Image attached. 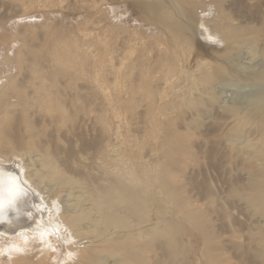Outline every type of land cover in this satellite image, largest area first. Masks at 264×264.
<instances>
[{"label":"rangeland","instance_id":"1","mask_svg":"<svg viewBox=\"0 0 264 264\" xmlns=\"http://www.w3.org/2000/svg\"><path fill=\"white\" fill-rule=\"evenodd\" d=\"M215 1L0 0V24L5 22L11 28L10 34L18 29L21 36L25 35L27 41L20 37L19 43L27 62L32 60L44 70H48L56 51L64 52L82 67L85 93L102 98V131L93 130L88 121L78 124L74 135L67 134L75 151L71 167H83L84 178L98 176L103 169H112L109 161L115 157L120 180L135 188L133 211L146 207L147 220L133 226L132 235L146 229L161 233V240L170 241L162 251L172 254L175 264H207L206 249L213 243L224 246L223 253L229 258L228 263L218 264H264V207L253 205L249 199L254 194L252 181L264 174V124H257L264 110V87L256 78L264 69V0H218L221 8ZM221 9L231 15L234 26L258 31L255 42L242 44L228 59L221 55L222 50L214 48L222 49L223 44L206 45L199 33L201 11L210 10L207 20L212 28ZM34 13L44 15L35 25L16 23L20 15ZM171 31L184 34L178 40ZM166 59L177 64V75L168 82L163 78ZM206 62L227 65L228 73L204 93L191 89L190 83L199 72L197 65ZM144 88H151L156 95L149 100ZM259 106L263 109L258 112ZM13 116L5 119L6 124L13 121ZM80 131L87 143L96 137L101 139L105 150L102 160L92 164L87 157L93 151L79 152ZM59 143L67 147L64 138ZM2 148L10 150L5 144ZM7 157L6 166L24 165L18 174L19 183L30 198L38 197L46 207L57 197L55 190H49L52 183L45 181L46 188L44 184L35 188L25 182V172L37 179L35 168L40 162L35 154H25L22 160L10 154ZM165 179L170 186L162 183ZM87 186L90 184H73L63 189L57 213L77 211V202L88 207L87 201L80 202L87 196ZM29 203L19 208L20 213L29 210ZM191 212L203 218H194ZM201 225L208 226L212 235L205 236ZM24 228L23 235L20 229L6 235L0 232L8 238V242L0 240L1 264H14L5 247L16 242L27 258L21 264L38 263L40 232L27 222ZM52 228L55 235L47 233L57 251L50 262L62 264L67 246L73 241L68 232ZM110 231L106 230V237ZM118 236L122 237L123 232ZM81 241V246L90 244L89 249L98 243L93 239ZM178 242L181 245H176ZM160 243L153 242L147 253L148 264L159 258ZM178 251L183 252L180 261L175 256ZM244 252L247 262L239 263L236 256ZM109 254L105 251L94 256V264H112ZM135 264L144 262L136 258Z\"/></svg>","mask_w":264,"mask_h":264},{"label":"bare ground","instance_id":"2","mask_svg":"<svg viewBox=\"0 0 264 264\" xmlns=\"http://www.w3.org/2000/svg\"><path fill=\"white\" fill-rule=\"evenodd\" d=\"M215 2H218L221 8L219 1L216 0ZM201 12L204 13L199 20V33L203 36L206 45L223 44L222 49H219L220 47L214 48L222 50L221 55L227 59L230 58L229 54L233 50L239 49L242 44L255 42L256 37H258V31H246L249 28L234 26L231 23L232 21L230 22L231 15L225 10H220L212 28L209 27V21L207 20L210 10ZM206 12L207 14H205ZM38 15L36 13L20 15L17 17L19 19L16 23L32 25L44 17V15ZM13 23L16 24L15 22ZM4 24L5 22L0 24V179L6 181L8 176H12L18 182L20 181V170L24 169V165L16 163L17 167H15L16 165L6 166L4 163L9 162V159H7L9 154L20 160L25 154H35L40 162V167L35 168L34 176L37 179L34 180L30 173L25 172L23 174L25 182L30 183L33 187L38 184H44L43 188L47 186L45 181L52 183L49 190H55L57 197L50 200L52 201L51 203L47 202V206L43 207L38 197L33 196V198H30V195L26 194L24 189L25 194L17 201L15 209L5 206L2 215H0V232L6 235L20 229L23 235L25 233L24 223L26 222L30 227L40 232V235L38 234L37 236L41 240V255L37 264H51L50 261L55 259V251L57 250L47 233L55 235L52 226L57 230L68 232L69 238L73 241L71 242L72 245L67 246L68 254L66 253L64 256L62 264L76 263V261L78 264H94V256L105 251H110L107 258H113L114 262L112 264H135L136 258L143 260L144 264H148L147 253L153 247V242L160 240L161 243L157 247L162 251L167 249L170 241L161 240L162 234L158 231L152 233L153 231L150 229L140 231L136 236L132 235L133 226L147 220L145 218L147 215L146 207L133 211V201L136 193L132 190L135 188L133 189L132 185H127L120 180L119 167L115 162V157H111L109 161L112 169H103V172L98 176L93 175V177H90L88 175V178H84L81 171L83 167L81 169L71 167V162L73 164L75 158V151L72 143L66 138L67 134L74 135L77 125L86 124L88 121L92 122L93 130L97 129L100 131V126L103 122L101 120L102 98L98 94L89 95L85 93L87 85L82 67L71 62L64 52L59 53L55 49L53 62L47 67L48 70H44L41 65L32 60L27 62L25 49L21 48L19 43L20 37H22L24 42L27 41L25 35L22 34L23 36H21V32L18 29L10 34L8 31L11 28L6 27ZM37 27L38 24L35 28ZM182 33L181 31H174V39L180 40ZM261 54L264 56L263 47ZM165 62L166 68L163 78L168 82L171 77L177 75L175 68L177 64L169 59L168 61L166 59ZM204 64L203 66L197 65L199 72L197 75H193L194 78L190 83L192 88L190 85L189 90L190 88H196L204 93L209 92L213 83L220 78L222 79L223 74L228 73V70H226L228 69L227 65L226 67L224 64H222L223 66H213L210 62ZM256 78L264 87V69L257 74ZM144 93L150 100L156 92L154 93L151 88H144ZM190 102L187 101V104ZM261 108L262 106L257 107L256 111H261ZM262 112V118L257 122L258 125L264 124V110ZM12 115H15L13 116V121L10 124H6V120ZM246 120L240 124V129L245 125ZM77 137L82 140L83 132L80 131ZM63 138L64 141L67 140V147L59 143V140ZM4 144L9 146L10 150H4L2 148ZM49 147H52V149ZM87 150L93 151V154L91 153L87 157L92 161V164L97 159H103L101 157L105 150L101 145L100 138L96 137L89 143L82 140L79 152L85 154ZM172 162L173 160H170V164ZM76 168H78L77 165ZM162 183L170 186L166 179ZM73 184L79 186L90 184L86 189L87 196L80 201H87L88 207L83 208L82 204L77 202L76 207H79L77 211L57 213L55 209L59 203V194L63 189ZM19 185L21 187V183ZM251 189L254 191V194L249 197L251 203L255 206L264 207V174L260 179L252 181ZM37 190L39 189L37 188ZM143 191H146V187ZM28 202H30L29 210L20 213L19 208L25 207ZM20 214L23 216L21 217ZM190 214L194 218L198 217V214L195 216L192 212ZM198 218L202 219L203 217L200 216ZM86 222H91V224ZM48 224L52 226H48ZM101 225L103 228H99ZM7 227H13V229L9 228L8 230ZM200 227L205 236L212 235L208 226L201 225ZM106 230H111L109 237L105 236ZM121 231L123 236L119 237L118 235ZM213 236L216 237L215 234ZM139 238L143 240L138 241ZM83 239H93V241L98 243L95 247L93 246V248L89 249L88 245L90 244L86 246L80 245ZM0 240L8 242V238L1 234ZM179 242L176 245H179ZM99 244H102V246H99ZM222 249L224 250V246H219L218 243H213L211 247H207L205 253L207 264L228 263L229 258L224 255ZM5 251H7L14 264H21L24 260H27L19 247V242L6 245ZM217 251L222 252L218 253ZM168 254L167 251H162L159 258L152 264H175L172 261V254ZM182 255L183 252H177L175 255L178 256L177 261L183 259ZM245 256V252L240 256H236L239 263L247 262L248 257L246 258ZM73 257L77 260H72Z\"/></svg>","mask_w":264,"mask_h":264},{"label":"snow or ice","instance_id":"3","mask_svg":"<svg viewBox=\"0 0 264 264\" xmlns=\"http://www.w3.org/2000/svg\"><path fill=\"white\" fill-rule=\"evenodd\" d=\"M25 194L15 177L8 176L7 180L0 179V215L5 206L15 209L17 201Z\"/></svg>","mask_w":264,"mask_h":264}]
</instances>
